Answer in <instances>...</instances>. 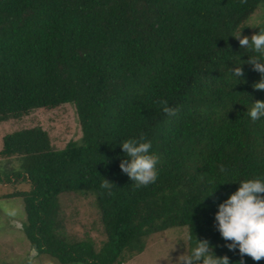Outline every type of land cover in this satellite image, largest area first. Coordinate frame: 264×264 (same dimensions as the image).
I'll list each match as a JSON object with an SVG mask.
<instances>
[{
  "label": "trees",
  "instance_id": "trees-1",
  "mask_svg": "<svg viewBox=\"0 0 264 264\" xmlns=\"http://www.w3.org/2000/svg\"><path fill=\"white\" fill-rule=\"evenodd\" d=\"M256 26L264 0H0V123L71 102L83 133L62 148L36 125L3 137L0 182L30 183L13 195L35 251L58 264H124L152 234L188 227L189 253L207 239L231 264L241 259L215 214L239 181L264 178V118L247 112L264 100L247 63L258 54L232 36ZM141 134L159 157L158 178L136 188L120 169V145ZM104 178L116 185L111 195ZM71 192L95 196L100 247L68 234L60 197Z\"/></svg>",
  "mask_w": 264,
  "mask_h": 264
},
{
  "label": "rangeland",
  "instance_id": "rangeland-1",
  "mask_svg": "<svg viewBox=\"0 0 264 264\" xmlns=\"http://www.w3.org/2000/svg\"><path fill=\"white\" fill-rule=\"evenodd\" d=\"M35 125L49 132L55 148L65 147L71 140H80L83 134L73 103L68 102L55 109L36 108L20 118L0 123V150L6 134ZM1 165L0 171L3 172ZM28 189L29 182H0V264H58L57 258L35 251L25 234L23 198L13 194ZM60 203L68 234L78 238L89 235L100 247L106 234L95 196L90 193H63ZM188 248V227L169 228L152 234L145 250L124 264H176L180 255L189 252Z\"/></svg>",
  "mask_w": 264,
  "mask_h": 264
},
{
  "label": "clouds",
  "instance_id": "clouds-1",
  "mask_svg": "<svg viewBox=\"0 0 264 264\" xmlns=\"http://www.w3.org/2000/svg\"><path fill=\"white\" fill-rule=\"evenodd\" d=\"M241 2L247 3V0ZM256 27H259L260 31L251 37L242 35V31L234 32L232 36L239 41L241 48L258 54L251 56L247 63L261 74V79L253 84V88L264 91V27ZM231 71L237 78L244 77L242 65L234 66ZM158 103L165 114L176 115L178 109L170 107L166 100ZM247 112L253 122L264 118V100L253 102ZM120 146L126 157L121 160L120 169L134 182V186L140 188L155 183L158 178L159 157L150 151L151 142L146 141L145 136L141 134L138 139L123 140ZM220 170L225 171L223 166ZM100 187L111 195L116 185L104 178ZM215 222L222 239L228 242L225 246L233 252L239 250L241 259L236 264H245V256L257 262L264 259V178L239 181V188L218 205ZM176 264H231V262L228 255H216L209 240L197 239L190 253L186 251L180 255Z\"/></svg>",
  "mask_w": 264,
  "mask_h": 264
}]
</instances>
